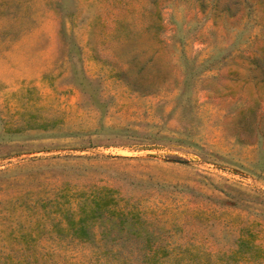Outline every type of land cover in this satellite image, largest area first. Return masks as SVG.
I'll list each match as a JSON object with an SVG mask.
<instances>
[{
    "label": "rangeland",
    "instance_id": "374dc122",
    "mask_svg": "<svg viewBox=\"0 0 264 264\" xmlns=\"http://www.w3.org/2000/svg\"><path fill=\"white\" fill-rule=\"evenodd\" d=\"M0 264H264V0H0Z\"/></svg>",
    "mask_w": 264,
    "mask_h": 264
}]
</instances>
